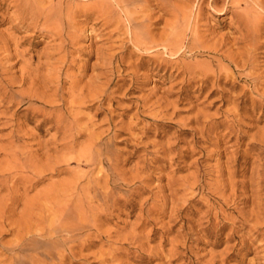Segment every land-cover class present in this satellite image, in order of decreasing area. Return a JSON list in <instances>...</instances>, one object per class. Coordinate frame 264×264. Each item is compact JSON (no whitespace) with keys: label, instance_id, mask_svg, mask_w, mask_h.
I'll list each match as a JSON object with an SVG mask.
<instances>
[{"label":"rangeland","instance_id":"obj_1","mask_svg":"<svg viewBox=\"0 0 264 264\" xmlns=\"http://www.w3.org/2000/svg\"><path fill=\"white\" fill-rule=\"evenodd\" d=\"M102 1L0 0V172L15 149L34 161L69 162L30 197L73 176L97 182L83 193L85 230L27 236L56 242L36 264H264V47L250 60L243 45L228 43L240 38L242 12L251 22L261 12L264 43V0H228L236 7L224 13L203 6L202 41L231 40L218 53L189 50L192 23L178 51L172 15L135 7L131 25L114 0L113 11ZM38 5L58 8L61 20L35 25ZM229 53L241 55L239 67ZM203 70L223 79L204 82L194 74ZM9 91L41 100L10 104ZM44 104L47 115L74 122L65 140L72 155L55 124L24 115ZM95 144L105 160L96 169L78 160ZM13 229L0 225V264L14 262L9 248L21 236Z\"/></svg>","mask_w":264,"mask_h":264},{"label":"bare ground","instance_id":"obj_2","mask_svg":"<svg viewBox=\"0 0 264 264\" xmlns=\"http://www.w3.org/2000/svg\"><path fill=\"white\" fill-rule=\"evenodd\" d=\"M114 2L118 4V6L120 5V7L124 9V12L129 15L127 16L129 18V23H131V25L135 24V18H133L134 15L133 16L131 15L132 14L131 10H134L135 7L137 8L141 7L142 10L144 9L149 10L150 8L158 9L162 11L164 14L172 15L174 19L172 20L174 21L172 25L170 24L171 25L170 27H172L173 29L172 37L182 36L181 41H176V44L178 45V49H177L178 51L183 50L185 46L184 38H186L187 32L188 30H190L189 28L191 27L192 24H193V29H191L192 47L189 48V50L191 49V50H196V51L203 50V52L204 50L208 52L209 51L219 52L225 46L228 45L227 44L228 41H231V40H226L225 37H222V39L217 40L218 43L215 42L214 44L208 46L205 44L208 40L206 42H203L202 40L204 38L200 36V32L198 30V26H199L198 22H199V19L203 17L202 10L205 7L204 6L205 4L207 3L208 6L209 5L212 6L214 10L222 11V13H224L227 11H231L232 9H234V7H236L234 6L233 2L229 4L228 0H182V2L179 5H177V3L175 5L173 3V0H155V4L152 3V0H114ZM102 4L104 5L103 9H107V8H109V10L114 9L111 0H103ZM197 5H198V8H197L198 13L197 15L194 16L195 14L194 10H195V7H197ZM38 7L40 6L38 5L37 8H34L31 11V14H33L32 16L35 18V25L40 24L42 21L43 22L42 26L46 28H50L51 26L47 25L49 22L53 20H58V21L61 20L62 11H60L58 8L54 9L53 11L50 10V12H46V10L44 9L42 10L41 7L40 8ZM250 17H251L250 12L249 13L242 12L241 14L240 13L238 14L237 18L235 19L236 28H235L234 33L239 34L240 38L233 39L232 42H228L230 44L233 43L232 47H234L235 45H243L244 51L248 53L247 54L248 58L253 54V52L264 47L263 45L264 43L262 44L260 42V39L258 38V35H257L258 34L257 28L259 26L255 24L256 19L257 20L263 19L261 17V12L257 13L256 18H254L255 21L252 20L253 22L250 21L251 20ZM192 19L194 20L192 21ZM190 23L192 24L190 25ZM239 53H236V55L235 54L232 55L229 53L230 56L225 59L230 60L232 63L236 65V67H239V64L241 61L238 63L236 62V59H235L236 57H238V55H240ZM251 57L253 58V56ZM251 57H250V60H251ZM240 59L243 60L242 57ZM242 62H245V60H243ZM248 62L243 64L244 67H246ZM244 67L242 66V68ZM194 74L198 75L196 77L202 76L203 77L202 80L204 82L210 80L213 77V75L216 81H221L223 79V75L221 74V72L210 74L208 70L206 71L203 70L202 72L201 71L195 72ZM38 96H36V94L35 96L26 94L25 92L16 93L14 91H9L7 97H9L10 104L21 106V105L29 104L31 102L33 103V102L40 101L41 99ZM47 109L48 107L45 104L39 108L29 105L24 115L27 118L43 117L44 123L55 124V128L57 129L58 134L61 133L60 136H66V137L61 138L62 141L60 140L61 142H63L61 144L63 149H67L68 154L72 155L73 151L71 150H72V146L74 145H71L68 142L70 144L69 145L68 143L65 142V140H68L67 136L74 135L72 133L74 130L73 124H69L72 120L68 122V124H66L67 122L65 118L66 116L63 113H60V114L57 113V116L56 115L54 116L55 118H58L56 120L52 115L50 116L46 114V111H48ZM79 135L81 134L79 133ZM56 145H57V149L59 146H61L58 143ZM19 148H22V147H19ZM98 148L96 144H95V147L86 148L85 151L82 152L83 154L79 155L78 160L83 159L85 163H87L90 167H95V169L96 167L99 166L98 162L103 165L105 161L103 159V153H100L101 152L100 151L99 152L100 154L98 156L95 154V152L97 151V150L95 151V149H98ZM64 152L62 153L63 155L65 154ZM10 155H11L9 156L11 157V161H9L10 165L7 164L9 166V169L1 170L2 172H0V225L2 227L11 226L12 228H14L13 231H16V234L18 233V237L21 236L17 244H14L13 246L9 248V251L13 253V256H12V258L14 259L13 264H36L37 262H39L38 261L39 259L38 258L36 259V257L42 255L45 258L46 257L45 251L50 248L51 249L49 250V252L53 250L52 248L55 247L54 245H56V242H53V241L49 242V241H46V239L40 240V241L32 240L31 239L32 238L31 236H33L32 234H36L38 238H47V236L49 237V235L52 233L54 234V236L56 235L59 236V235H62V233H68V235H70V234L85 230L86 224L82 222L83 220H89L91 215L89 213V210L86 209L87 207H85L86 204L85 205L82 204L84 200H86L83 193L85 190H91L93 186V185L91 186V184H94L97 182L94 178L92 179L91 175L87 177L88 182H85L83 180V178L85 179L86 176L84 177L83 176L82 177L73 176L71 177L72 180H70V177H69V180H64L61 183H55L50 180L51 182H49L47 186H45L46 188L43 191L42 190L40 192L37 191V193L34 196L30 197L32 192H34L37 188L39 189V187L46 182L47 177H49L50 175L52 177L54 174H60L62 171H65L64 169L65 167L68 166L67 163L69 162L68 161L65 162L64 159L63 161L57 160V159H54L55 161H52V160H48L47 158L45 162L34 161L32 158L28 156L29 154L27 155L25 152L21 150H15V149ZM65 164H67V166H64ZM94 189L97 190L98 188L97 189L94 188ZM97 195L100 196L99 192ZM106 196L108 198L109 194L107 193ZM112 201H114V203L116 202V200H112ZM19 208L21 210L20 212L18 211ZM17 211L19 213H16ZM96 214H98V212ZM15 217L18 219H16ZM13 219H16V220H13ZM28 235L31 238L27 237ZM57 243H60L59 240ZM44 248H48V249H44ZM61 252L64 253L66 251H61ZM49 254L52 255L53 252L48 253V255ZM55 256L53 258H55Z\"/></svg>","mask_w":264,"mask_h":264}]
</instances>
